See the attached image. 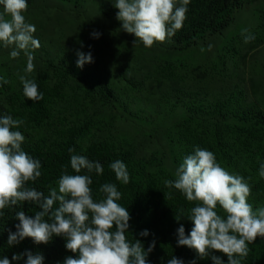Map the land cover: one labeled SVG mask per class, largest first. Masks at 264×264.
Segmentation results:
<instances>
[{"label": "trees", "instance_id": "trees-1", "mask_svg": "<svg viewBox=\"0 0 264 264\" xmlns=\"http://www.w3.org/2000/svg\"><path fill=\"white\" fill-rule=\"evenodd\" d=\"M27 3L23 15L35 25L33 36L41 47L33 51L34 71L26 74L23 52L12 59L13 46L0 43V77L8 80L0 81V116L24 120L17 129L25 136L22 148L41 162L42 175L28 186L47 194L65 171L75 174L73 154L99 161L103 173L89 174L93 197L102 198L103 183L116 184L122 193L118 203L131 217L128 239H139L145 249L156 242L148 264H167L172 256L184 264H213L210 257L199 259L194 250L177 246L180 224L186 235L193 226L186 217L195 202L164 181L174 180L177 167L199 146L212 151L230 174L245 178L254 210L264 207V177L259 175L264 164V22L248 29L254 40L231 49L239 60L229 57L221 43L241 12L253 8L264 20V0H190L182 29L150 48L123 30L113 0ZM237 37L244 42L243 35ZM77 52L91 53L93 62L77 67ZM20 75L38 84L41 101L23 95ZM115 160L127 166L126 185L109 167ZM181 209L184 218L177 222ZM39 210L34 202L3 210L0 259L26 264V256L12 260L26 251L42 254L43 264L77 257L66 249L64 237L54 236L48 244L25 238L8 245V230L15 232L19 223L15 212L34 217ZM217 211L224 215L219 206ZM143 230L149 235L140 236ZM248 247L241 264H264V238ZM214 254L227 264L226 256Z\"/></svg>", "mask_w": 264, "mask_h": 264}, {"label": "clouds", "instance_id": "clouds-1", "mask_svg": "<svg viewBox=\"0 0 264 264\" xmlns=\"http://www.w3.org/2000/svg\"><path fill=\"white\" fill-rule=\"evenodd\" d=\"M189 3L190 0H116L114 7L119 10L116 18L123 30L150 48L154 42L163 43L182 29ZM0 5L3 6L0 43L5 48L13 46L9 54L12 59L23 52L27 58L24 72L30 74L35 67L33 51L41 45L33 36L35 25L27 23L23 15L28 8L27 0H0ZM91 35L99 38L100 33ZM242 35L244 43L255 39L246 28L242 29ZM77 56L79 68L93 62L91 53L77 52ZM19 80L27 99L34 102L43 99L34 80L27 75H20ZM0 81L8 83L3 77ZM23 123V119H14L8 114L0 116V217L4 216V209H16L24 202H34L40 210L34 217L24 211L15 212L19 223L15 225V232L8 230V245L19 244L25 238H31L38 245L48 244L57 236L64 237L66 249L77 254L76 258L66 257L63 264H148L147 257L156 242L153 240L145 249L139 239L134 242L128 239L131 217L127 207L118 203L122 193L116 184L103 183L99 187L102 198L93 197L90 187L93 180L89 174L103 173L99 161L73 154L70 166L75 174L65 171L57 186L51 187L47 194L28 186L29 181L35 182L42 175V165L22 148L25 136L17 129ZM69 152L74 153L75 149L70 148ZM109 167L116 180L125 185L129 183L127 166L122 160L111 162ZM259 175L264 177V164ZM164 184L178 190L188 202H195L186 217L193 225L190 232L186 235L181 223L176 235L177 246L194 250L199 259L210 257L213 264H225L221 256L214 254L221 253L227 257V264H241L249 254L248 245L258 237L264 238V207L253 209L248 202L249 183L240 175L230 174L217 162L212 151L196 146L177 167L175 179L165 180ZM217 206L224 215L218 213ZM183 218L181 209L175 219L180 222ZM139 235L146 237L149 232L143 230ZM23 256L27 257L26 264L44 261L42 254L33 255L30 251L14 254L12 260L18 261ZM0 264H11V261L5 256ZM167 264H184V261L172 256Z\"/></svg>", "mask_w": 264, "mask_h": 264}, {"label": "rangeland", "instance_id": "rangeland-1", "mask_svg": "<svg viewBox=\"0 0 264 264\" xmlns=\"http://www.w3.org/2000/svg\"><path fill=\"white\" fill-rule=\"evenodd\" d=\"M116 2V0H113ZM259 12H254L253 14V8L244 12H241L238 17L236 22L232 25V27L224 34L223 39H222V47L225 49H229L230 52H227L229 57H237L236 60L238 59V55H236L233 51H231L232 48H237L239 49L241 45L244 43L242 42L237 36L242 35V29H249L255 25H261L264 20L262 17L259 16Z\"/></svg>", "mask_w": 264, "mask_h": 264}]
</instances>
